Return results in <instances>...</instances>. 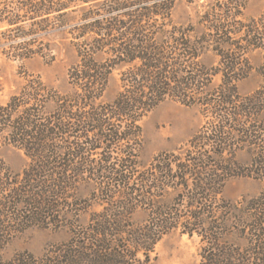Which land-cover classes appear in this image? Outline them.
<instances>
[{"label":"trees","instance_id":"1","mask_svg":"<svg viewBox=\"0 0 264 264\" xmlns=\"http://www.w3.org/2000/svg\"><path fill=\"white\" fill-rule=\"evenodd\" d=\"M176 1L0 0V57L50 66L59 45L76 57L67 92L27 74L0 106V149L27 159L14 174L0 158V264H149L175 233L199 240L200 264H264V189L244 213L223 197L232 178L264 183V86L237 91L247 55L264 50V12L248 21L247 0H216L182 26ZM114 72L119 90L105 102ZM166 102L198 109L202 125L184 146L143 162L141 122ZM233 213L243 215L240 237L254 259L231 246L241 220ZM31 229L68 239L39 258L3 260Z\"/></svg>","mask_w":264,"mask_h":264},{"label":"rangeland","instance_id":"2","mask_svg":"<svg viewBox=\"0 0 264 264\" xmlns=\"http://www.w3.org/2000/svg\"><path fill=\"white\" fill-rule=\"evenodd\" d=\"M224 1L226 0H220V2ZM216 2V0H177L173 10V21L182 26L194 24L202 6ZM263 12L264 0H247L242 15L249 21L259 18ZM247 61L249 75L237 85L240 96H250L264 86V78L260 74V68L264 63V50H253L247 55ZM75 62V54L68 45H59L57 60L50 66L40 60L20 63L0 57V106L6 104L9 98L19 91L24 83L23 76L27 74L39 77L45 85L57 92H67L69 90L68 70ZM118 78L117 72L110 77L103 97L105 102H111L115 98L119 90ZM217 83L218 79L215 80V84ZM261 118L264 120V112ZM201 125L202 119L196 108H187L172 102L160 105L141 122L143 162L150 161L160 153L184 146ZM0 158L14 174H20L27 164L23 153L11 147L0 149ZM250 160L249 154L238 153L237 163L241 167H246ZM263 189L264 183L257 179L236 177L226 183L223 197L235 205L236 210L244 213L246 212L244 209L253 207ZM258 202L260 203V200ZM248 213H251L250 210ZM233 217H241V220L239 225L236 221L232 222L233 232L239 239L233 235L234 237L230 240L231 246L239 250L241 256L254 259L255 253H247L251 249L249 242L240 237L243 215L237 216V213H233ZM249 224L248 221L246 225ZM67 239L66 233L31 229L15 236L6 245L2 252V259L7 261L24 252L39 258L53 246L65 243ZM260 240L264 245V234ZM201 248L202 245L197 238L190 239L175 233L165 237L156 245L149 264H200Z\"/></svg>","mask_w":264,"mask_h":264}]
</instances>
